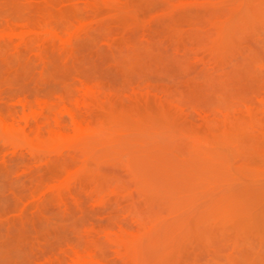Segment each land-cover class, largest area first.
I'll list each match as a JSON object with an SVG mask.
<instances>
[{"label":"rangeland","instance_id":"1","mask_svg":"<svg viewBox=\"0 0 264 264\" xmlns=\"http://www.w3.org/2000/svg\"><path fill=\"white\" fill-rule=\"evenodd\" d=\"M0 264H264V0H0Z\"/></svg>","mask_w":264,"mask_h":264},{"label":"bare ground","instance_id":"2","mask_svg":"<svg viewBox=\"0 0 264 264\" xmlns=\"http://www.w3.org/2000/svg\"><path fill=\"white\" fill-rule=\"evenodd\" d=\"M32 116H33V114H32ZM36 115H34V117H35ZM29 117V118H28ZM28 117L27 118H24V116H23V118H22V120L24 121L23 123L25 124V125H31L30 124V121H31V117L29 116V114H28ZM34 117H32V118H34ZM39 117V116H38ZM35 119H37V118H34V120ZM48 121H49V119H47ZM35 122V121H34ZM21 124V123H20ZM23 124V125H24ZM47 124V123H46ZM48 125H50V123L48 124ZM23 127V126H22ZM24 128V127H23Z\"/></svg>","mask_w":264,"mask_h":264}]
</instances>
